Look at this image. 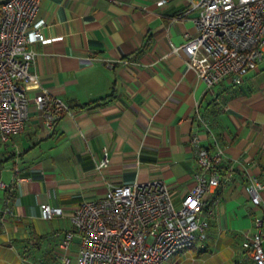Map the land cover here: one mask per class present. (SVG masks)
<instances>
[{"label": "crops", "instance_id": "crops-1", "mask_svg": "<svg viewBox=\"0 0 264 264\" xmlns=\"http://www.w3.org/2000/svg\"><path fill=\"white\" fill-rule=\"evenodd\" d=\"M196 15L190 0H41L43 32L55 39L32 45L31 69L71 113L48 126L31 105L23 130L0 141L9 158L0 182L10 186H0V210H10L0 264H62L63 255L75 264L77 239L63 250L57 232L71 228L80 201L111 185L162 179L179 205L195 185L192 135L223 150L221 183L205 196L206 247L169 263L255 264L241 241L256 219L264 231V189L258 205L246 189L252 177L264 183V53L241 84L207 88L178 49L196 35ZM44 203L63 215L42 219Z\"/></svg>", "mask_w": 264, "mask_h": 264}, {"label": "built area", "instance_id": "built-area-1", "mask_svg": "<svg viewBox=\"0 0 264 264\" xmlns=\"http://www.w3.org/2000/svg\"><path fill=\"white\" fill-rule=\"evenodd\" d=\"M40 2L0 0L1 142L23 130L31 105L48 126L71 113L64 102L41 87L31 69L32 45L55 39L43 32ZM190 8L197 11L193 19L196 35L178 47L187 56V66L207 88L224 79L241 84L264 53V0H190ZM31 87L39 90L33 97L28 92ZM191 143L197 166L195 185L179 205L173 203L162 179L111 185L103 196L82 200L74 207L71 228L57 232L58 247L66 250L77 239L75 264H169L173 255L196 240L203 247L211 213L205 196L221 183L219 166L224 152L219 146L210 151L200 145L197 135L191 136ZM106 162L104 157L99 165ZM0 186L10 188L1 182ZM246 189L252 204L258 205L264 183L252 177ZM3 212L10 210L6 207ZM62 215L60 206L40 205L42 219ZM254 225L255 232L243 233L241 247L255 264H264L262 221L256 219ZM61 263L69 264L67 255Z\"/></svg>", "mask_w": 264, "mask_h": 264}, {"label": "trees", "instance_id": "trees-1", "mask_svg": "<svg viewBox=\"0 0 264 264\" xmlns=\"http://www.w3.org/2000/svg\"><path fill=\"white\" fill-rule=\"evenodd\" d=\"M101 102H99V101H93V102H91V103H87V104H83V105H81L80 107L81 108H84V107H86V106H96V105H99ZM9 158L8 157H5V158H0V169L3 167V163L5 162V161H7ZM219 170H220V168H219ZM221 172V171H220ZM221 177H222V174H221ZM3 215H4V212H3V210H0V225L2 224V217H3ZM194 245V244H193ZM203 246H205L204 244H203ZM206 247V246H205ZM200 248H203V247H200ZM244 250V249H243Z\"/></svg>", "mask_w": 264, "mask_h": 264}, {"label": "rangeland", "instance_id": "rangeland-1", "mask_svg": "<svg viewBox=\"0 0 264 264\" xmlns=\"http://www.w3.org/2000/svg\"><path fill=\"white\" fill-rule=\"evenodd\" d=\"M5 177L2 179L4 181ZM6 180V179H5ZM7 183V180L4 181ZM49 222V221H48ZM205 246H206V238L204 239V242H202ZM205 246H203V248H205ZM200 247V241L196 240L194 242V245L190 247V249H194V248H199ZM174 255L169 259V262H172V260H174ZM170 264V263H169ZM173 264V263H171ZM196 264H201L200 262H197Z\"/></svg>", "mask_w": 264, "mask_h": 264}]
</instances>
